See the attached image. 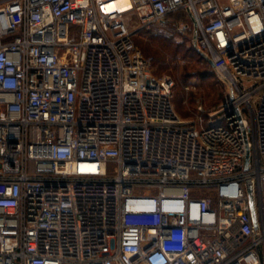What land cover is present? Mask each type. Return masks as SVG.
Here are the masks:
<instances>
[{
	"label": "built area",
	"instance_id": "built-area-1",
	"mask_svg": "<svg viewBox=\"0 0 264 264\" xmlns=\"http://www.w3.org/2000/svg\"><path fill=\"white\" fill-rule=\"evenodd\" d=\"M113 1L0 0V264H264V0ZM170 24L205 122L136 45Z\"/></svg>",
	"mask_w": 264,
	"mask_h": 264
},
{
	"label": "rangeland",
	"instance_id": "rangeland-1",
	"mask_svg": "<svg viewBox=\"0 0 264 264\" xmlns=\"http://www.w3.org/2000/svg\"><path fill=\"white\" fill-rule=\"evenodd\" d=\"M173 19L192 26L185 13H178ZM183 28L170 24L166 29L141 30L136 35V45L152 58L156 75L174 80L173 103L179 116L205 122L223 104L230 85L224 75L202 59L190 41V30Z\"/></svg>",
	"mask_w": 264,
	"mask_h": 264
},
{
	"label": "bare ground",
	"instance_id": "bare-ground-1",
	"mask_svg": "<svg viewBox=\"0 0 264 264\" xmlns=\"http://www.w3.org/2000/svg\"><path fill=\"white\" fill-rule=\"evenodd\" d=\"M128 1L127 0H114L110 5L109 7H113V6H116V7H126L125 9H128Z\"/></svg>",
	"mask_w": 264,
	"mask_h": 264
},
{
	"label": "trees",
	"instance_id": "trees-1",
	"mask_svg": "<svg viewBox=\"0 0 264 264\" xmlns=\"http://www.w3.org/2000/svg\"><path fill=\"white\" fill-rule=\"evenodd\" d=\"M153 29H155V27L153 28ZM148 31H150V30H147V32ZM135 42H136V38H135ZM198 51V50H197ZM198 53H199V55L202 57V59L204 60V61H206L207 63H209L210 64V62L207 60V59H205L201 54H200V52L198 51ZM154 73V72H153ZM155 74V73H154ZM156 75V74H155ZM156 76H158V75H156Z\"/></svg>",
	"mask_w": 264,
	"mask_h": 264
}]
</instances>
